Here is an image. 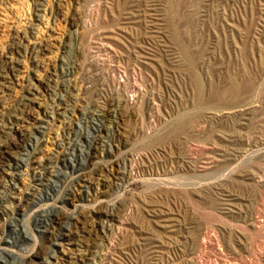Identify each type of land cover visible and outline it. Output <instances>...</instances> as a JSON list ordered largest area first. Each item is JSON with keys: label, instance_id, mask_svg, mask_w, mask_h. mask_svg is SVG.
<instances>
[{"label": "rangeland", "instance_id": "374dc122", "mask_svg": "<svg viewBox=\"0 0 264 264\" xmlns=\"http://www.w3.org/2000/svg\"><path fill=\"white\" fill-rule=\"evenodd\" d=\"M26 257L264 264V0H0V264Z\"/></svg>", "mask_w": 264, "mask_h": 264}, {"label": "bare ground", "instance_id": "6f19581e", "mask_svg": "<svg viewBox=\"0 0 264 264\" xmlns=\"http://www.w3.org/2000/svg\"><path fill=\"white\" fill-rule=\"evenodd\" d=\"M233 86H234V85H233ZM234 91H235V87H232L230 92L233 93ZM183 127H184V124L182 123V125H180V128H183ZM51 174H53V173H51ZM205 237L208 238V239H210L208 235H205ZM29 258H30V257H29ZM22 264H32V261H31L30 259H28V257H26V258L22 261ZM47 264H50V262L47 263Z\"/></svg>", "mask_w": 264, "mask_h": 264}]
</instances>
